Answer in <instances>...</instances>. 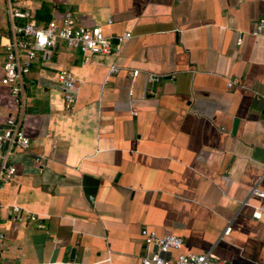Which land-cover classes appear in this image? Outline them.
Wrapping results in <instances>:
<instances>
[{
    "label": "crops",
    "instance_id": "crops-1",
    "mask_svg": "<svg viewBox=\"0 0 264 264\" xmlns=\"http://www.w3.org/2000/svg\"><path fill=\"white\" fill-rule=\"evenodd\" d=\"M18 4L38 23L70 11L104 35L130 37L87 62L58 41L47 59L37 54L17 99L0 67V127L20 116L28 138L9 158L15 175L0 201L36 216L13 221L0 210L1 255L15 264H139L151 250L139 234L146 228L180 237L181 252L264 264V198L251 193L264 191V24L253 34L264 0ZM4 9L0 0V48L10 38ZM58 69L75 79L71 109Z\"/></svg>",
    "mask_w": 264,
    "mask_h": 264
},
{
    "label": "built area",
    "instance_id": "built-area-1",
    "mask_svg": "<svg viewBox=\"0 0 264 264\" xmlns=\"http://www.w3.org/2000/svg\"><path fill=\"white\" fill-rule=\"evenodd\" d=\"M20 0H5V12L10 22V38L4 43L0 52L2 61L0 64L1 82L9 89L12 98L17 99L23 91V76L27 75L37 54L42 59H47L50 49L58 42H63L67 47L75 49L82 62L90 61L93 57L108 54L112 49H117L118 44L113 43L126 40L129 32H124L119 37L104 35L98 26H85L77 23L70 11H64L58 19H50L44 23H38L30 10L19 6ZM20 21V22H17ZM264 20L260 19L253 34L262 30ZM241 41V36L236 38ZM109 71L115 73L117 67L111 65ZM137 70H131L130 76H135ZM149 80H155L158 75L150 73ZM55 80L62 88V98L65 108L71 109L75 103V79L66 69H58L55 72ZM233 81L227 83L231 86ZM28 146V138L21 127V117H6L0 127V190L7 185L15 175V166L10 161V156L15 149L25 150ZM41 155L35 156L39 161ZM251 193L264 198V191L255 187ZM6 209V213L13 221H36V216L26 214L16 204L3 205L0 201V210ZM37 228L43 227L39 222ZM139 234L150 252L139 257V264H226L217 259L209 251L202 253L181 252L182 239L172 234L157 235L153 230L141 228ZM4 236L0 232V264H15L1 255V246ZM176 251L175 257L166 256L169 251Z\"/></svg>",
    "mask_w": 264,
    "mask_h": 264
},
{
    "label": "trees",
    "instance_id": "trees-1",
    "mask_svg": "<svg viewBox=\"0 0 264 264\" xmlns=\"http://www.w3.org/2000/svg\"><path fill=\"white\" fill-rule=\"evenodd\" d=\"M48 21V20H47Z\"/></svg>",
    "mask_w": 264,
    "mask_h": 264
}]
</instances>
